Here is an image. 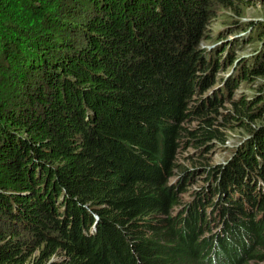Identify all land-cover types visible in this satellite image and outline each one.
<instances>
[{
  "label": "trees",
  "instance_id": "obj_1",
  "mask_svg": "<svg viewBox=\"0 0 264 264\" xmlns=\"http://www.w3.org/2000/svg\"><path fill=\"white\" fill-rule=\"evenodd\" d=\"M240 2L0 0V264H264V97L203 99L197 71L208 19ZM214 50L205 69L233 63ZM224 126L254 135L240 162L179 164Z\"/></svg>",
  "mask_w": 264,
  "mask_h": 264
},
{
  "label": "rangeland",
  "instance_id": "obj_2",
  "mask_svg": "<svg viewBox=\"0 0 264 264\" xmlns=\"http://www.w3.org/2000/svg\"><path fill=\"white\" fill-rule=\"evenodd\" d=\"M244 2H247L245 3L246 5H243ZM254 3L255 5L251 6V4ZM237 9L239 12H237ZM215 11L218 12L217 18L211 15V18L208 19L210 22L209 25L205 27V33L207 31L211 32V39L204 38L199 41V52L203 54L200 59L202 65H199L197 71L199 72L198 74L203 75L202 79L208 77L206 80L209 79L213 83V86L203 94L202 98L217 96L224 101L230 98L237 101L244 98L248 101V99H251L254 95H257L258 98L264 97V76L255 79L251 78L249 83L237 79L238 83L234 85L230 83V86L233 87L231 92L224 93V83H228L236 77L237 74H241V70L237 69L240 66L242 67L241 62L249 64L254 63L256 57L264 50V39L260 38L258 35V32H262L264 37V0H242L238 5L236 4L230 8H222L219 10L215 9ZM187 40H189V38L185 36V42L189 43ZM224 45L226 46L223 47ZM224 48L225 53H223V55H226L227 50L230 54V58L232 60L234 59L233 63L230 62L220 68L217 66V70H215L216 67H214L213 70L205 69L203 62L209 57L208 55H211L214 49V53L218 55ZM215 58L219 59L218 56ZM216 59H214V61H216ZM235 66H237V68ZM247 68L248 67L243 66V69ZM230 108L231 105L226 104L223 106L222 112L230 113ZM190 126H199V121H193ZM253 126L258 128L263 127L264 118L263 120L256 121ZM222 132L227 135L222 143L215 140L210 142L207 145V149L204 148V150L195 147L183 149L178 157L179 164L192 165L193 169L191 171L197 172L201 169L197 168V165H195L197 163L192 164V162L204 156L206 158L204 159V163H207L206 160H208L210 164L218 166L217 169H220V167L229 165L231 160L238 156L237 151L241 150L245 141L254 139V135L252 136L249 133H245V131L238 126H224ZM205 149L206 154L204 153ZM236 161H239L238 158H236ZM207 177L206 174L201 177H197L196 175L193 176L194 182L185 187L186 192L181 193L184 204H187L192 199V196L196 193L194 191H202L199 186L208 183ZM179 178V174L173 176L168 185H174L173 183L178 181Z\"/></svg>",
  "mask_w": 264,
  "mask_h": 264
}]
</instances>
